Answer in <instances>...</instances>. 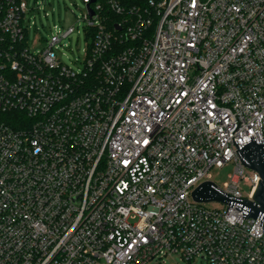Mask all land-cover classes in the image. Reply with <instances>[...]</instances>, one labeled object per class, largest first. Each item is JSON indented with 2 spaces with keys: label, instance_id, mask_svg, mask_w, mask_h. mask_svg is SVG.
<instances>
[{
  "label": "built area",
  "instance_id": "obj_1",
  "mask_svg": "<svg viewBox=\"0 0 264 264\" xmlns=\"http://www.w3.org/2000/svg\"><path fill=\"white\" fill-rule=\"evenodd\" d=\"M84 2L75 70V26L34 51L27 0H0V264H264L260 219L192 195L233 165L214 183L255 202L234 140L264 139V0Z\"/></svg>",
  "mask_w": 264,
  "mask_h": 264
},
{
  "label": "rangeland",
  "instance_id": "obj_2",
  "mask_svg": "<svg viewBox=\"0 0 264 264\" xmlns=\"http://www.w3.org/2000/svg\"><path fill=\"white\" fill-rule=\"evenodd\" d=\"M29 11L27 13V23L30 26L27 35V44L34 51H41L49 45L52 33L55 32V26L70 27L75 26V31L69 38L64 39L61 44H58L56 53L61 60L78 70L80 63L86 59V27L87 21L84 20V15L87 12V7L84 0H27ZM233 165L225 167H214L211 170L212 179L219 186H225L229 180L228 174L233 172ZM248 174L253 173V169L246 168ZM251 183L243 182L241 184L242 192L247 195L250 192ZM206 205L210 208L222 209L225 204L221 201H208ZM148 264H160L157 259L149 261ZM165 264H207L206 261L187 262L173 256L166 259Z\"/></svg>",
  "mask_w": 264,
  "mask_h": 264
},
{
  "label": "water",
  "instance_id": "obj_3",
  "mask_svg": "<svg viewBox=\"0 0 264 264\" xmlns=\"http://www.w3.org/2000/svg\"><path fill=\"white\" fill-rule=\"evenodd\" d=\"M91 15L94 11L90 8ZM251 140L241 144L238 140H233L237 146V151L244 165L258 171L261 175L258 186L255 190L252 202L245 198L231 196L226 191L221 189L212 181H204L193 192L192 195L196 201L221 200L243 210V218L253 216L261 220L263 228L264 220V139L250 137Z\"/></svg>",
  "mask_w": 264,
  "mask_h": 264
},
{
  "label": "trees",
  "instance_id": "obj_4",
  "mask_svg": "<svg viewBox=\"0 0 264 264\" xmlns=\"http://www.w3.org/2000/svg\"><path fill=\"white\" fill-rule=\"evenodd\" d=\"M120 2L126 8H132V7H141V8H143V7H146L148 5L149 0H120ZM105 13L107 15H110V18L112 20H116V21L122 20V16L115 15L111 11L108 12L107 9H106ZM114 23L115 22L111 23L110 29H113Z\"/></svg>",
  "mask_w": 264,
  "mask_h": 264
}]
</instances>
